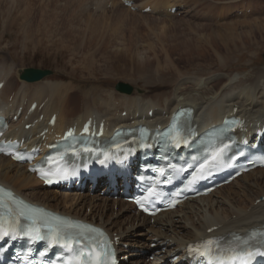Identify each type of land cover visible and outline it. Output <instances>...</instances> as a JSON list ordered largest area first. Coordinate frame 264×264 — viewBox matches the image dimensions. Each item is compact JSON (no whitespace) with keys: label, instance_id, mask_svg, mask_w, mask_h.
I'll list each match as a JSON object with an SVG mask.
<instances>
[{"label":"bare ground","instance_id":"bare-ground-1","mask_svg":"<svg viewBox=\"0 0 264 264\" xmlns=\"http://www.w3.org/2000/svg\"><path fill=\"white\" fill-rule=\"evenodd\" d=\"M59 1L60 0H20L18 3L20 6L17 8L19 11L18 25L23 32L26 42L25 45L30 41L33 42L34 47H39L38 45L43 41L42 37L47 38L52 43H54V39H56L58 45L61 47H63L64 44L66 46L71 45L70 47L73 53L86 54L84 58L87 60L86 66L89 70L88 74H91V76L93 74V68L97 66L96 63L101 60L107 63V65L109 62V66L103 67V74L110 77L111 74L115 73L114 71H119L120 74L124 75L127 64L125 63V66H123V63L120 64V62L123 57L122 54L126 55L128 52L125 53L126 50H124L121 42L120 49L115 47L117 38L121 39L124 34L119 33L121 31L119 30V26H121L125 17L124 11L120 9L121 5L118 3V0H111V3L113 2V7L109 11L111 14L110 17L107 11L104 12V7L109 0H95L93 5L95 4L97 8L100 9L103 7L102 12L94 13L91 16L88 15L89 19L87 21L90 23H86L84 26L80 21L85 19L83 18L84 12L86 11L84 6L87 4V0H63L64 3L56 6ZM145 1L146 2H140L141 4H137L136 6L140 5L142 8L149 6L151 13L156 11L158 7L163 8V10L166 9L164 12L165 17H170V21L173 20L171 19L173 15L168 9L172 8L174 5L182 9L180 15H182V13L184 15L188 14L189 17L192 12L193 17L199 20H207L201 23L194 22L196 18L193 19V23L189 22L190 20H187V23H183L182 21V26L186 27V30L192 34V36L191 34L187 36V31H184L185 28L183 27L180 29L178 26V22L180 23L181 20L179 21V19H177L178 21L170 22L172 25L170 24L166 27L164 21H166L167 18L163 21L164 17L160 19V17L152 18L150 16V20L155 22L154 27L158 30L157 32L162 38L160 42L163 41L167 49H169L168 47L171 48L169 49L170 51L166 53L167 56L170 52L175 53L180 60L184 58L185 62L189 64L192 60L195 67H203V64L209 60V54L214 53L215 58L213 59L219 61V70L203 74L202 69H200L196 74H190L180 69L181 71L174 73L173 70L176 69V63L171 60L172 63L170 58L168 59L167 57H165L167 61L165 66L163 65V68L158 66H154L153 68L144 67L148 61L150 62L148 57L144 56L146 55V50L138 48V45H135L138 35H136V38H133L131 34H129L130 40L134 43L132 44L136 47V51H133L135 52L133 63L136 66L137 75L146 72L154 73V71L157 72L166 69L169 75H171L170 79L177 84L172 88L173 90L170 94L165 95L161 99H151L143 94H131L132 92L130 93L131 95L123 92H112L105 95V92L103 93L100 91L101 89L96 91L97 89H95L93 85L89 91H85L87 89L69 82L67 84L44 83L42 80H38L30 84L20 79L21 85L15 87L12 85L13 82H11L10 79L15 77L18 73L20 74L21 70L19 71L17 66L15 67V59H13L12 56L10 57L9 54L11 58L10 63H8L6 59L0 61V80L5 81L0 89V109L12 116L20 105H24V109L26 110L31 101H36L38 104L42 103L39 112L36 107L33 113L30 114L31 117L34 114L37 116L39 113H42L43 119L40 123L34 125L29 130H25L22 127L23 123L20 125L19 122L11 123V127H18V135L34 132L38 127L40 129L41 125L45 126L48 116L53 112L57 114L54 127L62 130L66 128V126L72 125L74 122H80L79 125H81V122H83L87 116H95L99 119L104 118L113 126L128 122H140L149 125L161 123L163 126L168 121V116L172 111L179 106L186 105L194 109L202 129L235 108V114L245 118L248 128L256 127L257 125L259 127L264 126L263 74L257 73L253 75L252 72L244 74L241 79L235 76L236 73H228V66L235 56H237V60H239L242 56L241 52L243 48L249 51L254 45L252 35L250 34L251 30L256 28L255 26L264 29V21H261L262 23L260 24L257 19L243 20L245 23L247 22L249 24V28L235 31L230 27L232 23H229V25L228 23H218L220 25H214L216 23L214 21L215 18H226L225 16L227 15L226 9H214V1H212L214 3H210L208 0ZM148 1L151 4L155 3L156 6L154 4V7L152 6L151 8V4H148ZM205 2H207L206 6L209 8L206 10L197 9L198 6ZM70 5H75V8H77L75 13L74 10L68 13ZM50 6L55 7L50 8ZM254 8L253 10H255ZM161 16L163 15L161 14ZM111 18H113L112 24L115 26L113 29L116 34L114 35L110 34L113 30L112 28L109 32L106 30L107 26H104L107 24H109L108 26L112 25L111 22L108 23V20ZM183 18H185V16ZM210 20H213L215 23L213 21L210 23ZM72 21L74 22V26L69 28V24L67 23H71ZM184 21L186 22L185 19ZM182 23H180V25ZM254 24L256 25L254 26ZM221 25L223 27H221ZM5 26L9 27V24L5 23L4 27ZM213 26H216V28L219 26L220 29L215 32L213 30L215 27ZM133 28L135 27L133 26ZM229 28H231V30ZM195 32L199 35L198 38H195L197 41L192 38ZM248 34L251 36L247 37L249 36ZM81 35L83 38L79 45V37ZM149 35L147 33L148 37ZM185 35L188 38H186ZM85 39L87 40L86 43ZM139 39L141 40V38ZM242 39H245L243 46L241 44L234 45ZM230 43L233 44V46H231ZM95 44L99 45L98 49L94 47L97 49L98 54H94L90 51V49H92L91 46H95ZM159 45L162 46L161 44ZM161 50H163V46ZM219 50L223 53H219ZM77 69L78 67L75 66L69 72L70 74L68 73L71 80L75 76H78ZM178 69L179 68L176 70ZM79 79L82 83L89 80L86 78L85 74ZM245 81H247V83H243ZM13 87H15V90L9 100L11 88ZM78 100L81 105L78 103ZM74 101H77L75 106ZM123 111H125L124 116L121 115ZM149 111L152 112V115H149ZM23 116L24 113L20 116L19 120ZM44 119L46 122H43ZM28 122L29 121L26 123ZM36 141L39 142L40 139H36ZM240 179H245L247 181L246 186L257 187V190L251 198L244 199V204L242 201V205H236L231 202L230 197H222L221 192L225 187L238 183ZM261 182H264V168H255L241 174L229 184L215 189L207 196L185 201L177 209L160 213L158 216L154 217L152 223H149L147 217L139 216L131 211V203L122 200H113L109 208L107 201H109L110 198L108 196H99V194L89 195L88 193L77 192H61L58 188L47 189L43 187L23 165L14 163L10 159L0 155L1 184L13 188L18 194L24 196L29 201L41 204L64 214L94 222L104 227L110 234H114L118 237L120 264L158 263L159 260L157 259L146 260L145 258L150 254L155 256V250L158 249V244L162 242H164L163 245L165 246V250L160 256L161 259L173 252L179 253L180 256H182L187 242L195 241L207 235H219L229 231L244 232L250 227H262L264 223V187L261 188L258 186ZM242 193L244 194L245 190H243ZM114 205H119L118 207L120 208L115 211L113 209ZM85 207H89L88 212H85ZM123 213L127 214L124 216ZM120 218H122L121 222H119ZM213 226H216V228L207 233L206 231Z\"/></svg>","mask_w":264,"mask_h":264},{"label":"rangeland","instance_id":"rangeland-1","mask_svg":"<svg viewBox=\"0 0 264 264\" xmlns=\"http://www.w3.org/2000/svg\"><path fill=\"white\" fill-rule=\"evenodd\" d=\"M136 1L138 3L134 2L135 5L141 4L143 1L146 2L145 0H136ZM202 1H205V0H202ZM209 1H210V3L215 2L214 3L215 4L214 9L215 10L226 9V13L228 15V16L227 15L225 16L226 18H224V17L215 18L214 21L216 23L212 20L215 23L214 25H216L218 23H221V24L222 23L223 24L228 23V25H229V23L230 24L232 23L230 25V27H232V30L234 29L235 31H240L242 29L249 28L248 27L249 24L247 22L246 23L244 22L246 20L257 19V20H259L260 24L264 21L263 20L264 19V0H208V2ZM212 1H214V2H212ZM19 2H20V0H0V61H3L6 59V61H8V63H10V61H11L10 57L12 56L13 59H15V67L17 66L19 71L24 69V68H29V67L49 69L51 71V73L41 79L44 83H64V84H67L69 82V83L75 84L77 86H80L81 88L83 87V88L87 89L85 91H89L94 86L95 89H97L96 91H98V89H101L100 91H102L103 93L105 92L104 94L108 95L112 92L118 93L119 91H117L115 89V85L122 82V83H127L131 86V88H132L131 94H143V95H145L151 99H161L165 95L170 94V92H172V90H173L172 88H174V86L177 84L174 81H172V79H170L171 75H169V72L166 69H164L162 71H157V72L154 71V73L146 72V73L137 75L136 66L133 63L134 56H135V52H133V51H136L135 45H138V48H142V49L146 50V52H145L146 55H144V56H147L148 59L150 60V62L148 61L147 64L144 65V67L153 68L154 66H158V67L163 68L166 64L167 58L168 59L170 58V61L172 60L176 63L175 64L176 69L179 68L178 70H176V69L173 70L174 73H177V71L182 70V71H186L190 74H196L200 69H202V72L204 74L206 72L212 73L214 71L219 70V68H218V66H219L218 62L219 61L213 59V58H215L214 53L209 54V60L203 64V67H195L194 62L192 60L190 61V64L186 63L184 58H181V60H180V58H177V55L175 53L170 52L167 56L166 53L168 51H170L169 49H171V48L168 47L169 49H167V46L165 45V43H163V41L160 42V40L162 38L159 36L160 34L157 32L158 30L154 27L155 22L150 20V16L152 18H155V17L159 18L160 17V19L161 18L163 19V17H164L163 21L167 18L168 20L166 19V21H164V25L166 27L171 24L170 22L178 21L177 19H179V21L181 20L180 23H182V21H183V23H187V20L188 21L190 20L189 22H192L195 20L194 22L201 23V22H206L207 20H205V21L199 20L196 17H193L192 12L190 13L189 17H188V14L184 15L182 13V15L185 16V18H183L184 16L180 15L181 14L180 11L182 9L178 8L176 10V13L174 12V14H172L173 18H171V19H173V20L170 21V17H165V14H164L165 11H163V9L161 7H158V9H156V11H154L153 13L150 12V14H149V12L147 13V12H142L141 10H139V9H142V6H140V5H138L140 7L137 6L138 9H136V10H131L127 7L125 9V7L118 1V3L121 5L120 6L121 8L120 7L119 8L124 11V17H125V18L123 17L124 21L121 23V26H119V30H121L119 33H124V34H123V37L121 39L117 38V43H116L115 47H118V49H120L121 48L120 42H121L123 44L122 46H123L124 50H126L125 53L128 52L126 55L124 54L125 56L121 52L123 57L121 58L120 64L123 63V66H125V63L127 64L126 69H125V73H124V75H122V74H120L119 71H114L116 74L113 72L114 74H111L110 77H108V75L103 74V67L105 68L106 66H109V62L107 65V63H104L103 60H101V61H98L96 63L97 66L95 68H93V70H92L93 74L91 76V74H88L89 70L86 66L87 60H86V58H84L86 56V54L85 53L84 54H80V53L78 54L77 52L73 53L72 48L70 47L71 45L66 46L64 44L63 47H61L60 45H58V42L56 39L53 38L54 43H52L51 41H49L45 37H42V40H43L41 43L42 45L39 44L38 45L39 47H34L33 42H30V41L27 45H25L26 42L24 40L23 32L21 30V27L18 25V23H19V20H18L19 19V17H18L19 11L17 10V8L20 6V5H18ZM86 2H87V4L84 6L86 11L84 12V16H83V18H85V19H83L84 21L83 20L80 21V23H82L83 26L86 23L87 24L90 23L89 21H87L89 19L88 15L91 16L94 13H100V12H102V9H103V7H102V9H100V8H97V6L95 4L93 5V3H95V0H87ZM62 3H64V1L60 0L59 2H57L56 6H59ZM148 3H149V1H148ZM206 3L207 2L198 6L197 9L206 10L207 8H209L206 6ZM154 4L155 3L151 4V8H152V6L154 7ZM155 6H156V4H155ZM157 6H158V4H157ZM54 7L55 6H50V8H54ZM112 7H113V2L111 3V0H109L107 5H105V7H104L105 8L104 12L107 11V13H109L108 14L109 17L111 15L109 11H110V9H112ZM245 7H250L251 10H253V8L255 7L254 8L255 10L252 11L251 15H249L248 13L244 14L243 16H239V15L234 14L235 11L243 10V8H245ZM87 8H88V10H87ZM72 10H74V13L77 11V8H75V5H73V6L70 5L68 13L72 12ZM161 14L163 16H161ZM255 17H257V18H255ZM194 18H196V19H194ZM90 19H91V17H90ZM184 19L186 20V22L184 21ZM112 20H113V18L108 20V23L111 22V24H112V22H113ZM212 21L210 20V23H212ZM5 23L9 24V27H6V26L4 27ZM73 23H74L73 21L71 23L68 22L67 23V24H69L68 27L70 28V27L74 26ZM180 23L178 22V26L180 29H182L184 26H182L183 23L181 25H180ZM108 25L109 24L104 25V26L105 27L107 26L106 30H108L109 32L111 31V28L112 29L115 28V26L113 24H112L113 26L112 25L108 26ZM218 25H220V24H218ZM255 25L256 24H254V26ZM133 26L135 28H133ZM151 26L153 29L151 28ZM213 27H215V28H213V30L215 32H216V30L218 31L220 29L219 26L217 28H216V26H213ZM221 27H223V26L221 25ZM255 27L256 28L251 30V33H250L252 35L254 45L251 47V49L249 51L246 48H243V50L241 52L242 56L240 57V59L237 60V56H235V58L231 61V63L228 66V68H229L228 73H233V74L236 73L235 76H237V78L240 77L242 79V76L244 74H249L252 72H253V75H255L257 73H261L264 76V60L262 57V54L264 52V29L262 27H257V26H255ZM184 28H185L184 31H187L186 30L187 28L186 27H184ZM229 29L231 30V28H229ZM136 31H138V32H136ZM147 33H148V35L151 33L150 35H153V36L149 35V37H148ZM157 33H158V35H157ZM110 34H112V35L116 34L114 32V29L110 32ZM129 34H131V36L133 38H136V35H138L137 38L138 39L141 38V40L137 39L135 45H133L134 43L132 40H130ZM189 34H191V33L189 31H187L186 35L189 36ZM194 34H193L192 38L195 39V38L199 37V35L196 32ZM251 35H249L247 37H250ZM87 36H89V35H87ZM187 36H186V38H188ZM191 36H192V34H191ZM247 37H245V38H247ZM55 38H58V37H55ZM79 38H80L79 39V45H80L81 39L83 38L82 35ZM153 38H155V39H153ZM86 39H85V43L87 41ZM242 40L241 41L239 40L238 43H236L234 45L236 46V45L241 44L243 46V42H245V39H242ZM118 41H119V43H118ZM150 42L153 44H151ZM162 43H163V45H162ZM159 44H161L163 46V50H161L162 46H160ZM230 45L233 46V44H231V43H230ZM98 46L99 45H96V44H95V46L92 45L91 46L92 49H90V51L93 52L94 54H96ZM94 47L95 48L97 47V49H95ZM146 48H149V49H146ZM25 49H26V51H25ZM221 50H219V53L222 54L223 52ZM9 54H10V57H9ZM88 54H90V53H88ZM96 56H98V55H96ZM157 57H158V59H157ZM165 57H167V58H165ZM1 58H2V60H1ZM103 64L104 65L106 64V65L104 66ZM75 66L78 67V69H77V73H78L77 75L78 76H75L71 80L70 75H68V73ZM81 73L85 74L86 78L89 79L88 81H85V83L84 82L82 83V81H80V79H79L83 75ZM144 74H146V75H144ZM141 76H142V78H141ZM10 80H11V82H13L12 85L15 87H19L21 85L19 73L15 77L11 78ZM32 83H30V84H32ZM243 83H247V81H245ZM140 86H142V87H140ZM15 87L11 88V93H10L9 99L11 98L12 93L15 90ZM93 93H96V92H93ZM131 94H129V95H131ZM76 103H77V101H74V106ZM78 103L81 105L79 100H78ZM123 113H124V111H123ZM123 113L121 112L122 115H123ZM246 184H247V181L245 179H243V180L240 179L238 183L233 184L232 186L225 187L221 192L222 197H225V196L230 197L231 202L233 204H236V205H242V201L244 204V201H245L244 199L251 198L257 190V187L246 186ZM11 186H13V185H11ZM258 186L261 188L264 187V182H261ZM243 190H245L244 194L242 193ZM110 204H111V201H109V203H108L109 208H110ZM118 208H120V207H118ZM88 209H89V207H85V209H84L85 212L86 211L88 212L89 211ZM114 210H115V208H114ZM126 214L127 213H123L124 216ZM121 221H122V218L119 219V222H121ZM150 222H152V221H150Z\"/></svg>","mask_w":264,"mask_h":264},{"label":"snow or ice","instance_id":"snow-or-ice-1","mask_svg":"<svg viewBox=\"0 0 264 264\" xmlns=\"http://www.w3.org/2000/svg\"><path fill=\"white\" fill-rule=\"evenodd\" d=\"M17 159H19V157H17ZM42 176H45L47 174L41 172ZM47 182H51L50 180H48ZM147 210V209H145ZM30 232H35L36 235H34L33 239L34 240H38V239H44L43 236L39 235V229L38 228H32L29 230ZM0 234H2L3 236H8L10 233L6 230H2L0 229ZM54 243H60V239L56 238L54 240ZM214 242L212 240H209L206 242V244L204 245V251H201L199 247H197L196 249H191L190 251H195L197 253H199L201 256H207L211 254V248L209 246H211ZM230 252H232V255L226 256L224 257V259H221L220 257H216V259L220 260V264H224V260H230V261H241V264H247V258H250L252 253H238L235 249H230ZM91 255V252H89V256ZM80 264H86L85 261H81ZM96 264H102V262L98 259L96 261ZM114 264V261H113Z\"/></svg>","mask_w":264,"mask_h":264},{"label":"water","instance_id":"water-1","mask_svg":"<svg viewBox=\"0 0 264 264\" xmlns=\"http://www.w3.org/2000/svg\"><path fill=\"white\" fill-rule=\"evenodd\" d=\"M264 59V53L262 55ZM49 71L47 70H39V69H25L21 74L20 78L26 80V81H35L43 77L44 75L48 74ZM117 89L126 93H129L131 91V87L128 84L125 83H118Z\"/></svg>","mask_w":264,"mask_h":264}]
</instances>
